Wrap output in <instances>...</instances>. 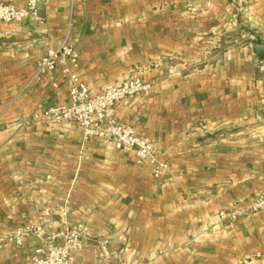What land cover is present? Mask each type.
<instances>
[{
    "label": "crops",
    "instance_id": "crops-1",
    "mask_svg": "<svg viewBox=\"0 0 264 264\" xmlns=\"http://www.w3.org/2000/svg\"><path fill=\"white\" fill-rule=\"evenodd\" d=\"M40 14L0 22V264H25L39 238L17 246L11 235L29 222L82 223L89 240L74 264H264L254 257L264 209L219 216L264 186V60L252 51L254 36L264 41V0H47ZM66 33L90 91L132 75L151 84L107 115L148 137L172 180L70 123L30 120L68 100L58 70L31 81Z\"/></svg>",
    "mask_w": 264,
    "mask_h": 264
},
{
    "label": "built area",
    "instance_id": "built-area-1",
    "mask_svg": "<svg viewBox=\"0 0 264 264\" xmlns=\"http://www.w3.org/2000/svg\"><path fill=\"white\" fill-rule=\"evenodd\" d=\"M47 0H25L23 6L8 4L0 0V22L3 23H42L41 5ZM74 0H70L73 3ZM45 31V30H43ZM68 33L59 44L49 47L36 61L31 81H38L48 71L58 70L65 79L68 100L64 104L50 106L31 115V121L44 119L52 123L67 122L78 128L82 138L97 139L101 143L111 144L114 149L131 152L135 163H147L154 179L161 183L174 178L171 165L160 160L152 142L146 136H140L129 125H122L107 115V110L128 97L146 96L151 84L139 76H126L115 83L106 84L100 91L92 92L79 79L77 68L79 54L70 41ZM264 209V186L252 199L238 204L219 214L225 221H235ZM46 209H44V212ZM36 236L37 244L27 247L24 254L25 264H74V253L83 249L89 235L82 223H76L66 230L51 231L40 223L29 222L18 226L11 235L13 243L23 246L26 238ZM108 241L97 239L94 243L97 257L106 259ZM254 257H264L256 252Z\"/></svg>",
    "mask_w": 264,
    "mask_h": 264
},
{
    "label": "water",
    "instance_id": "water-1",
    "mask_svg": "<svg viewBox=\"0 0 264 264\" xmlns=\"http://www.w3.org/2000/svg\"><path fill=\"white\" fill-rule=\"evenodd\" d=\"M252 51L260 60H264V41L257 36L252 38Z\"/></svg>",
    "mask_w": 264,
    "mask_h": 264
}]
</instances>
